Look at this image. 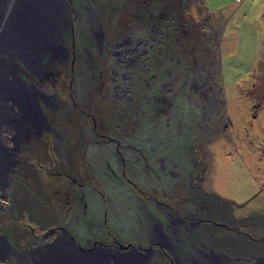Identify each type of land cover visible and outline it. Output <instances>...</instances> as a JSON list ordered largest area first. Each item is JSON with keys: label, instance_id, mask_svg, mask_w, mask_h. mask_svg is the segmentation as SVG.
<instances>
[{"label": "rangeland", "instance_id": "rangeland-1", "mask_svg": "<svg viewBox=\"0 0 264 264\" xmlns=\"http://www.w3.org/2000/svg\"><path fill=\"white\" fill-rule=\"evenodd\" d=\"M54 1L63 20L54 28L57 52L42 51L35 72L20 59L0 52V59L14 66L15 75L37 91L39 114V121L28 117L25 126L0 130V162L9 161L4 138L11 157L0 183V256L5 257L1 263L25 264L23 253L31 254L39 241L60 235L68 238L56 242L47 256L36 258L38 263L48 264L57 250L101 255L104 264L137 263L135 257L121 263L120 255L85 248L95 241L147 243L149 220L143 215L144 203L153 210L157 201L153 195L162 201L182 195L174 186L178 181L181 184L189 166H197V159L205 169L206 184L223 199L245 201L254 194L248 206L236 209L232 205L230 210L226 203L225 211L217 210L211 218L240 224L245 230L255 228L249 220L264 221V0L253 27L246 14L239 17L253 0ZM21 2L0 0V18L9 20ZM237 6L238 12L234 11ZM67 16L73 24L63 28L61 39ZM156 24L164 32L162 55L149 61L153 70L142 74L136 85L128 79L118 90L128 89L133 95L136 124L125 127L112 121L106 126L105 131L119 143L108 138H100L101 144L89 140L84 111L96 110L99 119L102 115L108 120L115 110L122 114L117 107L124 105L113 98L115 80L109 63L98 60L103 57L96 46L87 56V50L81 48L84 35L93 36V26L103 29L112 40L124 35L145 38L155 34ZM72 26L76 28L74 36ZM169 35H174L173 40ZM158 66L161 68L155 74ZM179 67L178 73L165 74ZM105 72L109 78L103 76ZM187 73L188 84L183 85ZM202 76L207 77L205 86H211L206 92L211 101L214 97L211 106H203L206 100L190 89L196 77L200 92L204 91ZM164 80L169 81L167 85ZM188 95L193 96L191 100ZM174 104L180 107L169 111ZM203 109L212 111L204 114ZM204 116L211 117L210 121ZM195 120L203 129L193 124ZM161 157L169 170L181 175L168 171L160 176ZM168 157L178 165L171 164ZM190 160H196L195 164ZM261 226L264 228V223ZM218 228L219 238L228 242L230 230ZM161 261L156 253L151 263Z\"/></svg>", "mask_w": 264, "mask_h": 264}, {"label": "flooded vegetation", "instance_id": "flooded-vegetation-1", "mask_svg": "<svg viewBox=\"0 0 264 264\" xmlns=\"http://www.w3.org/2000/svg\"><path fill=\"white\" fill-rule=\"evenodd\" d=\"M65 8L67 10L66 5ZM78 16L80 15H77V17ZM67 19L68 16L63 26H61V39H63V28L67 27L66 25H68V23L69 25L73 24L71 19L70 21H67ZM155 26L156 30L153 32L155 34L153 36L146 35L145 38L135 36L134 38L130 39L128 36L124 35L122 39L116 36L112 40L109 39V35H107L103 29H96L93 26L90 28V30L93 29L95 41L91 42L93 36L84 35L86 41H83L80 44L81 48L87 50V56L88 53L90 54L92 46H96L98 55L103 57L98 58V60L100 59L102 64L104 60L107 62V64L109 63V67H111V70H113L111 73L114 75V78H111L115 80L113 83L115 84L114 89H116V91L115 93L113 91V98L117 99V104L124 105L122 107H117L123 112L122 114L115 110L114 113H112V119L110 118L108 120H105L102 115H100L99 119L96 116V110L95 112L92 110L84 111L89 121L87 126V138L89 140H92L97 144H101L100 138H108L109 140L119 143V140L116 138V136H112L109 132L105 131L106 126H111L110 123H112V121L117 122V125L118 123H124L125 127L136 124V119H134L132 112V110H134L132 106L134 99L133 95L127 93L128 89H122L120 92H118V90L119 86L128 82V79H132L131 82L136 85L137 81L143 77L142 74L146 73L147 75L149 71L153 70V67L148 65L149 61L153 58L157 59L160 55H162L161 45L164 43L162 41V38H164V32L157 28L158 24ZM70 29L74 36L76 28L72 26ZM80 31L81 26L79 25V33ZM169 37L171 40H173L172 38L174 35H169ZM61 45L63 51V44ZM76 46L77 44L72 45L74 48H76ZM168 46H170V48L172 47L171 44ZM81 58L84 59L83 53L81 54ZM88 59L93 61L95 58L89 57ZM74 62L75 60H73V63ZM99 64L100 63L98 61V65ZM114 65L115 67H113ZM160 68L161 66L154 68V73ZM178 70L181 71L180 67L179 69L170 68L168 72H165V74H175L179 72ZM107 72L103 73V76H107L106 78H109V72ZM188 77L189 74L187 73L186 80H184L183 85L188 84V82H186ZM206 78V76H202V81H200L202 86L206 85ZM119 79H122L121 83ZM168 82L169 81L166 80L162 81V83L165 85H167ZM196 82L197 78L195 77L190 83L192 84L190 89L206 100V103H202L203 106L205 104L211 106V103L214 102V97H212L213 99L211 101L209 95L206 94V92L210 91L211 86H205L203 88L204 91L201 90L200 92L199 85ZM202 86H200V88ZM191 97L193 96H187L189 100H191ZM119 100H122L123 102H120ZM148 101L149 99L144 98L145 104L148 103ZM174 106L180 107L177 104H174L170 106L169 111H173L175 108ZM92 108L93 106L90 107V109ZM181 111L182 113L184 112L182 106L180 108V112ZM211 111L212 110L210 109H203L204 114L210 113ZM135 113L137 112L135 111ZM194 114L196 113L193 112V115ZM168 116H166L167 119L165 120L167 121V124H169ZM204 117L207 118V120L209 119V121L211 119V117L208 116ZM181 119L179 121H181ZM193 124L198 126L199 129H203V126L198 120H195ZM88 129H90L91 132H88ZM11 138L13 139L14 137ZM133 139H135V137H133ZM3 142L7 160L9 161L0 162V183L2 182V177L8 167V164L11 162V157L7 151V138L6 141L4 138ZM118 149H116L117 152ZM151 149L153 148L151 147ZM162 160L163 157L159 159V161H161L160 171H162L160 176H164L168 173V171L181 175V172H173L171 169L169 170L170 165L164 163ZM168 160H170L171 164L173 163L176 166L178 165V162H176L173 157H168ZM195 161L196 160H194V162ZM191 162L194 163L193 160H190V163ZM199 162V159H197V166H195V168L194 165L188 167V172L186 171V175L184 174V177L182 176L181 178V184L180 181L177 180L178 182L175 184L174 190L183 192L182 195H174L169 199L170 202L166 200H159L158 195H153V198L157 200L153 202L155 206V209L153 210L148 208V205L144 203L147 207L143 211V215L147 216L149 220V223L146 225L148 229L145 234L146 236L150 237V240H148L147 243L144 245L140 243H130L126 245L117 240L115 242L112 241L109 243L102 241L99 243L95 241L94 245L85 249L93 251L105 250L122 257H128L129 259L130 257H135V260L137 261L135 264H152L151 260L156 253L157 256H160L162 259L160 264H264V233H262L264 232V228L261 226L264 221L257 222L255 220H249L253 223L252 227L255 228L245 230L240 224L237 226L234 225L233 222L211 218L212 215L217 212V210H219L218 213L225 211L224 207L226 203L227 208L229 207L230 210L232 209V205L236 209L238 206L241 207L242 205L246 204V206H248L251 200H253L252 196L254 197V194L249 195L245 201L238 200L237 202L236 200L223 199L217 190H214V188L210 186L209 183L206 184L207 181L204 177L205 169L203 165H200ZM169 185L170 182H167V186ZM103 188L107 190V188ZM174 190L172 192H174ZM219 226L230 230L232 233L228 238L229 241L226 243H223L222 239L219 238ZM223 233L226 234L225 232ZM66 238H68V236L65 237L64 235H60L52 240L48 239L39 241L37 245L33 247L34 252H31V254L23 253L26 256L24 263L40 264L38 261H36V258L44 257L45 255L47 256L49 254L48 249L56 247V245L53 246L56 242H58L56 244H59L60 242H63V239ZM69 238L72 240L71 237ZM29 255H31L30 259ZM3 258L5 257L2 254L0 256V264H2L1 261ZM29 261H31V263H29Z\"/></svg>", "mask_w": 264, "mask_h": 264}, {"label": "bare ground", "instance_id": "bare-ground-1", "mask_svg": "<svg viewBox=\"0 0 264 264\" xmlns=\"http://www.w3.org/2000/svg\"><path fill=\"white\" fill-rule=\"evenodd\" d=\"M19 6L9 20L0 18V52L20 59L28 69L35 72L38 65L37 57L42 51L58 50L55 47L54 28L62 24V14L59 4L54 0H22ZM15 72L13 65L0 59V130L5 126L24 125L23 121L28 117L30 120L39 121L35 107L37 91L23 83ZM104 259L101 255H76L57 250L53 260L46 262L104 264ZM127 261L128 258L121 257V263Z\"/></svg>", "mask_w": 264, "mask_h": 264}, {"label": "crops", "instance_id": "crops-1", "mask_svg": "<svg viewBox=\"0 0 264 264\" xmlns=\"http://www.w3.org/2000/svg\"><path fill=\"white\" fill-rule=\"evenodd\" d=\"M249 1L250 0H247V3ZM231 2H233V0ZM247 7H248L247 11L245 13L242 11L240 13L239 17L243 16L245 18V14H246V16L250 19L249 25L253 27V25H252L253 20L255 18H257L256 16L258 15L259 12H261V7H262L261 6V0H253V2L250 3V6H247ZM238 9H239V7L237 6L236 10H234V11L238 12ZM242 14H244V15H242ZM234 15H235V13H234ZM257 34H258V29H257L256 37H257ZM257 42L261 43L260 39H257Z\"/></svg>", "mask_w": 264, "mask_h": 264}]
</instances>
